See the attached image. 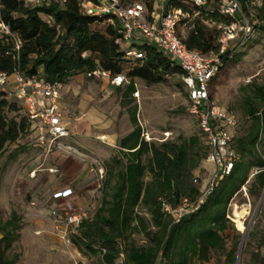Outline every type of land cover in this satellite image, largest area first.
<instances>
[{
	"label": "trees",
	"instance_id": "1",
	"mask_svg": "<svg viewBox=\"0 0 264 264\" xmlns=\"http://www.w3.org/2000/svg\"><path fill=\"white\" fill-rule=\"evenodd\" d=\"M134 1L120 0L124 5ZM139 1L149 12L157 3V0ZM244 1L240 0L242 5ZM2 4L3 17L22 44L18 60L14 61L12 56L6 55L12 52L11 45L0 38V70L9 75L18 70L23 78L36 77L65 86L71 79L78 76L88 78V73L98 69L112 76L122 75L125 83L121 87L127 86L124 95L130 96L134 94L133 81L136 79L147 85H157L170 78L178 79L182 74L179 67H171L167 57L143 42L134 43L131 48L143 52L145 59H127L123 49L115 43V28L105 19L82 15L78 0H67L63 5L52 1L34 8L18 0H2ZM258 14L261 26L257 31L264 32V0ZM209 20L219 19L213 15ZM215 39L216 33L197 21L185 44L188 49L207 55L217 49ZM239 57L237 52L232 59L224 61L211 86L226 65H235ZM179 87L187 99L185 89L181 84ZM245 105L251 123L247 134L235 139L234 149L239 161L231 175L218 182L201 209L184 217L178 224L162 211V203L176 208L181 200L193 201L200 196L203 183L195 185L193 180L198 176L196 172L200 171L201 162H205L208 147L202 138L203 148L200 152L195 150L198 139L194 137L180 144L143 142L135 116L131 114L134 130L119 141L120 155L107 165V169L103 167L105 178L98 191L100 205L90 210V219L84 221L71 238L72 246L79 247L83 253L99 255L105 264H114L121 253L125 264L208 263L212 256L219 254L224 256L225 264H236L240 242L227 250L223 235L233 222V217L229 216L230 203L249 180V176L240 179L243 166L247 163L248 168L264 167L255 148L262 120L257 105L264 107V84L253 89V95L247 97ZM24 138L36 140L26 103L18 99L8 100L0 93V155L8 145ZM253 178L255 187L248 192L259 198L264 190V173ZM139 207L150 215L149 223L137 215ZM19 222V216L13 212L0 225V264H15L6 252L17 240ZM135 232L146 237L145 246L120 243ZM244 232L237 230V237L242 239ZM251 236L253 234L247 233V238ZM251 262L264 264L259 252L251 255Z\"/></svg>",
	"mask_w": 264,
	"mask_h": 264
},
{
	"label": "rangeland",
	"instance_id": "2",
	"mask_svg": "<svg viewBox=\"0 0 264 264\" xmlns=\"http://www.w3.org/2000/svg\"><path fill=\"white\" fill-rule=\"evenodd\" d=\"M189 27L190 24L183 30L189 33ZM204 27L207 30L209 28L207 25ZM239 53V62L235 65L231 63L226 65L216 83L210 88L218 106L232 113L238 121L233 133L234 144L235 139L247 134L251 123L250 117L246 114V99L252 97L255 87L264 84V32H255ZM178 83V79L170 78L163 84L147 85L136 79L133 81L134 94L130 96L124 95L127 86L116 90L105 82L83 76L71 79L62 87L63 99L59 101L58 106L64 119L70 121L71 126H75L78 121L81 125L85 121L91 123L92 135H87L90 140L87 139L84 146L73 137L70 141L63 140L64 149L60 150L61 157L57 158L61 165L56 177L47 172H37L31 177L34 168L41 166V169H46L51 164V159L45 163L41 157H36L40 150L36 147L38 145L36 140L27 141L24 138L8 145L0 155V225L9 219L13 212L20 218V228L16 232L17 240L6 252L10 260H15V264H105L99 255L86 254L79 247L60 242L54 235L51 221L40 199L51 191L53 185L57 187L68 181L64 171L75 161L84 166L99 164L107 169V165L120 155L119 141L134 130L130 120L131 114L135 116L137 127L140 129V140L143 142L156 145L163 142L180 144L194 137L198 139L194 148L200 152L203 148L202 137L197 122L188 112L187 99ZM257 107L258 115L262 116L260 129L264 141V107L260 105ZM76 118L79 119L77 122ZM106 133L118 134L122 138L113 145L108 139L100 138ZM106 143H111L112 146ZM91 148L97 152H91ZM89 150L92 154L88 152ZM62 155L66 158L63 159ZM70 161L71 164L65 169L67 162ZM246 161L250 160L247 158ZM212 170V166L201 162L200 171L196 172V175L201 177ZM254 171V168H248L247 163L243 166L240 179L249 176L246 185L248 200L243 193L232 199L229 216L233 217L235 224L230 223L227 234L223 235L226 248L230 250L241 241L237 237V230L243 232L250 226L248 234L253 236L250 238L246 236L244 240L240 264H253L251 255L257 252L264 261V200L254 222L251 223L263 193L262 191L258 198L248 192L255 187L252 177ZM35 190L42 193L41 197L36 199L38 203L33 206L31 202H34L32 197ZM97 195L96 207L100 205L101 200L100 194ZM249 206L250 214L243 224ZM136 213L145 222H150V215L142 207L137 208ZM120 243L142 247L146 245V237L135 232L128 234ZM94 247L97 248V245ZM114 264H117V261ZM194 264H225V258L219 254L212 256L208 263L195 261Z\"/></svg>",
	"mask_w": 264,
	"mask_h": 264
},
{
	"label": "built area",
	"instance_id": "3",
	"mask_svg": "<svg viewBox=\"0 0 264 264\" xmlns=\"http://www.w3.org/2000/svg\"><path fill=\"white\" fill-rule=\"evenodd\" d=\"M18 1L32 8L52 1L62 5L67 2V0ZM78 1L82 15L105 19L115 28L117 35L115 43L120 45L127 59H145L143 52L131 48L132 44L143 42L167 57L171 67L177 66L182 72L178 81L186 91L188 112L197 122L200 134L208 147L205 163L212 166L213 170L204 176L198 175L194 178L193 184L203 183L197 199L191 201L185 198L176 208L162 203V211L172 216L174 223L178 224L184 217L201 209L218 182L231 175L240 159L234 149L233 134L238 121L232 113L218 106L210 88L224 61L227 58L232 59L235 53L245 47L261 26L258 11L262 8V0H245L244 5L240 0H157L151 12H148L143 2L139 0L125 5L120 0ZM213 15H217L219 20H209ZM196 21L209 26L216 33L217 49L207 55L190 50L185 44L188 35H184L183 28L190 24V33L195 29ZM0 38L12 47V52H7L6 55L17 61L22 44L3 17L2 0ZM87 77L99 81L106 80L113 87H121L125 83L122 75L112 76L98 69L88 73ZM62 87L61 84H51L36 77L23 78L18 70L12 75L0 70V93L8 100L18 99L26 103L28 118L34 124L36 142L45 147L47 152L63 150V140L70 138L69 128L58 106ZM262 136L261 130L255 148L264 161ZM90 173L95 175L96 190L99 191L105 178L103 166L93 165ZM259 173H264V167L255 169L253 176ZM247 183L241 187L240 193L248 200ZM73 195L72 189L53 195L54 200H63V210L57 215L53 227L54 235L68 246H72L71 238L77 234L80 225L90 219V211L80 208L72 199ZM249 214L250 206L243 218V224ZM117 264H125L122 253Z\"/></svg>",
	"mask_w": 264,
	"mask_h": 264
},
{
	"label": "crops",
	"instance_id": "4",
	"mask_svg": "<svg viewBox=\"0 0 264 264\" xmlns=\"http://www.w3.org/2000/svg\"><path fill=\"white\" fill-rule=\"evenodd\" d=\"M189 33H186L184 31V35H188ZM94 80V79H92ZM99 81V80H97ZM102 82H105L107 85L111 86L108 81L106 80H100ZM113 87V86H111ZM116 88V87H113ZM63 96L61 94V99L62 101ZM79 119H75V122H77ZM65 123L67 124V127L69 128L70 131V138L68 139L69 141L72 140V137L76 142H79L81 146H84V143L86 140H90L87 135H92V129H91V123H86V121L81 125L80 121L75 123V126H71L70 121H66L64 119ZM100 138H103V140H109L115 145L121 136L118 134H113V133H106L105 135L100 136ZM66 141V140H65ZM108 146H112L111 143H106ZM87 146V145H85ZM36 147L40 150H38V155L36 157H41L45 163H47L48 160H50L51 164L46 168V169H41V166H38L37 168H34L32 171L31 177L35 176V173L37 172H47L49 175L52 177H56L57 170L60 167V161L57 160V158L60 156L61 157V151L58 150H52L50 152L46 151V148L40 145H36ZM86 148V147H85ZM89 148V147H87ZM91 152L96 153V149L91 148ZM107 148V152H108ZM90 152V150L88 151ZM90 152V153H91ZM92 154V153H91ZM106 155V153H105ZM62 158H66L65 156L62 155ZM71 164L70 162H67L65 169H67ZM93 165H83L78 164L76 161L69 167V169L65 170V177L67 176V182L64 184H60L59 186L55 187L53 185V188L51 187V191H48L46 196L44 198H41L42 200V206L44 209L47 211L49 220L51 221L52 227L55 225L56 217L59 213L62 212L63 210V200L58 199L54 200L53 195L57 192L66 190V189H72L74 192L73 195V200L75 203L80 207V208H85L88 209L89 211L96 208L97 203H96V198L98 191L96 190V183H95V175L90 173V169L92 168ZM41 169V170H40ZM49 170H53V172H50ZM55 183V182H54ZM57 184V183H55ZM41 192V191H40ZM42 193V192H41ZM38 193V190H35L34 196L32 199H34V202H31V205H35L38 203L36 200L37 197H41L40 194ZM33 205V206H34ZM38 205V204H37ZM36 205V206H37ZM227 234V231L226 233Z\"/></svg>",
	"mask_w": 264,
	"mask_h": 264
},
{
	"label": "water",
	"instance_id": "5",
	"mask_svg": "<svg viewBox=\"0 0 264 264\" xmlns=\"http://www.w3.org/2000/svg\"><path fill=\"white\" fill-rule=\"evenodd\" d=\"M263 200H264V190H263V193H262V195H261V198H260V201H259L258 207H257V209H256V211H255V213H254V215H253V217H252V219H251V223L254 222V220H255V218H256V215H257V213H258V211H259V208H260V206H261ZM249 229H250V226L245 230V232H244V234H243V236H242V239H241V241H240V244H239V247H238V251H237V255H236V264H240L241 250H242V247H243V244H244V240H245V238H246V236H247V233H248Z\"/></svg>",
	"mask_w": 264,
	"mask_h": 264
}]
</instances>
